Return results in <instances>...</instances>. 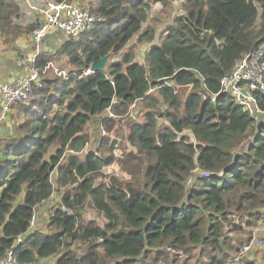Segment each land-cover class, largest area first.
Listing matches in <instances>:
<instances>
[{
	"label": "trees",
	"instance_id": "trees-1",
	"mask_svg": "<svg viewBox=\"0 0 264 264\" xmlns=\"http://www.w3.org/2000/svg\"><path fill=\"white\" fill-rule=\"evenodd\" d=\"M154 1L176 0H94L89 30L34 58L33 99L13 109L0 138V258L23 237L20 264H264L239 252L264 223V116L223 94L212 100L238 60L264 52V0H180L182 14L160 32L147 25ZM21 17L16 2L0 0L4 45L39 26ZM137 44L147 46L141 62ZM63 56L65 77L41 74ZM188 86L182 99L177 88ZM138 103L131 149L104 137L103 151H85L94 117L110 134ZM113 163L125 178L104 172ZM56 193L46 231H32L35 210Z\"/></svg>",
	"mask_w": 264,
	"mask_h": 264
},
{
	"label": "built area",
	"instance_id": "built-area-1",
	"mask_svg": "<svg viewBox=\"0 0 264 264\" xmlns=\"http://www.w3.org/2000/svg\"><path fill=\"white\" fill-rule=\"evenodd\" d=\"M41 13L42 23L31 33L35 47H38L50 32H60L67 40L86 32L96 21V17L84 6H71L66 3H48ZM37 54L17 61L18 66L27 69V74L0 85V122L6 121L17 105H28L32 101L34 85L39 83L41 78L39 72L32 68ZM47 73H53L57 77L66 76V71L57 67L54 61L47 63L41 72L43 75ZM92 73L90 68L84 70V76ZM220 86V92L212 96L213 101L223 94L242 107L251 117H263L264 111L261 110L256 98V94L264 97L263 50L256 48L238 60L233 71L221 79ZM134 107L135 105L130 108V111ZM109 117L113 116L109 114ZM22 239L23 237L17 238L15 243L5 251L0 258V264H20L16 260L14 250ZM262 244L263 241L253 235L248 244L245 243L240 247V255L248 253L252 246Z\"/></svg>",
	"mask_w": 264,
	"mask_h": 264
},
{
	"label": "rangeland",
	"instance_id": "rangeland-1",
	"mask_svg": "<svg viewBox=\"0 0 264 264\" xmlns=\"http://www.w3.org/2000/svg\"><path fill=\"white\" fill-rule=\"evenodd\" d=\"M91 2H94V0H88V3H86V5H83L86 9L90 10V12H91V6H92ZM180 2H181L180 0H176L174 2H171L168 5H163V3L161 1H154L152 3L151 12L149 14V22H147V25L154 27V29H156L157 32H160L166 25H171L173 23V19L175 17H177L178 15L182 14V11L180 8ZM91 13L93 14V12H91ZM78 37H80V35H78L77 38ZM157 41L158 40H156V42ZM134 43H135V39H133L126 46L125 49H128L129 46L134 45ZM146 49H147V46L137 44L136 48L133 50L134 58L136 61L141 62V60L144 58V54H145ZM124 51H126V50H124ZM122 53H123V51H121L117 55L110 56L111 58H109L108 61L111 59H113V60L119 59V56L122 55ZM67 60L68 59L65 56H63V58H59V59L53 60V61L55 62L56 66L59 67L60 69L65 68L66 70H68L70 68V65L67 63ZM44 76H47V78H50V79H54L56 75H54L53 73H47ZM190 92H191V86L177 88V93L179 94V96L182 99H185V97H187V95ZM33 96H34V93H33ZM143 107H144V104H142V103L136 104L135 107L132 108V110H131V115H129L125 119L117 122L116 127L114 128V130L110 134H106L102 129H100L101 128V122L98 121L99 117H94L92 119L91 124H90L92 141L89 144V147H87L85 151H87V149L90 151H97V150L101 149L103 151L105 149V147L102 146V138H104V137H107L109 139L110 143H116L118 145H122V146L126 147L127 149H131L129 147V145L126 143V137L129 133V127L133 122H143V112L145 110L144 109L145 107L144 108ZM55 108L56 107H54V109ZM163 109H164V107H162V110ZM166 123L167 122L165 120L159 121L160 125H166ZM91 125H93L94 128H92ZM92 129L96 130L95 133L99 132L98 133L99 139L97 140V142L96 141L93 142L95 133L92 131ZM118 153L119 152H115V155L117 156ZM104 172L107 174H115L120 178H125L124 175L119 171L118 166L115 163H113L110 167H107L104 170ZM58 199H59V195L56 193L53 195L52 199L47 201L46 204H44V205H46V208L52 207L53 205H55L57 203ZM93 216H94L93 212L89 208H87L86 209V217L89 218V217H93ZM41 219H44V217H40V220ZM239 219L241 220V218H239ZM35 222H36V220H35V216H34L31 228L36 226ZM42 223H37V224L41 225ZM47 224H48V214H47V223L44 225L45 231L47 228ZM40 229H42V228H40ZM254 232H255L254 233L255 237L261 239L263 241V244L260 246H252L248 253L241 255V256H244L248 259L249 258L255 259L256 261H259V262H264V223L263 222L259 223V225L256 227ZM54 260H55V258L51 257V258L40 260L35 264H52L54 262ZM194 261L195 260L192 259V260H189L188 263L193 264Z\"/></svg>",
	"mask_w": 264,
	"mask_h": 264
},
{
	"label": "crops",
	"instance_id": "crops-1",
	"mask_svg": "<svg viewBox=\"0 0 264 264\" xmlns=\"http://www.w3.org/2000/svg\"><path fill=\"white\" fill-rule=\"evenodd\" d=\"M16 2L22 13L21 19L18 21L23 26L30 25L32 23H38L39 25L42 23L43 15L41 13L42 9L48 3H52L51 0H13ZM71 6H83L88 3V0H68ZM66 40L60 32H50L38 45H35L32 42L31 34L24 35L22 38L17 39L11 45H4L2 40L0 39V85L11 80H14L18 77H21L27 74V69L18 66L17 61L21 58H28L36 53H45V54H54L57 52L58 48L62 45V43ZM58 57H55L57 60ZM59 59V58H58ZM98 121L101 122L100 118ZM92 122V121H91ZM91 124V123H90ZM11 125L10 117L4 121L0 122V138L8 132L9 127ZM94 128L93 125H91ZM100 128V127H99ZM102 129V128H100ZM95 133V129H92ZM92 132V133H93ZM98 133H95L94 141L97 142ZM46 204V203H44ZM40 205L35 210V227H32L31 230L35 229H44V225L47 223V214L50 207L46 208V205ZM44 205V206H43ZM42 206V207H41ZM40 217H44V219L40 220ZM43 222V223H42ZM37 223H42L38 225Z\"/></svg>",
	"mask_w": 264,
	"mask_h": 264
},
{
	"label": "water",
	"instance_id": "water-1",
	"mask_svg": "<svg viewBox=\"0 0 264 264\" xmlns=\"http://www.w3.org/2000/svg\"><path fill=\"white\" fill-rule=\"evenodd\" d=\"M68 2L69 1L67 0L66 4H69ZM107 60H108V55L102 57L98 62L92 63L90 65L89 67L90 70L94 73L103 70L107 65Z\"/></svg>",
	"mask_w": 264,
	"mask_h": 264
}]
</instances>
